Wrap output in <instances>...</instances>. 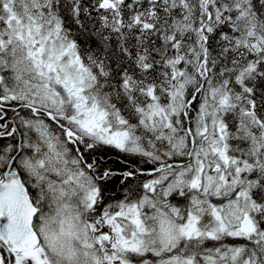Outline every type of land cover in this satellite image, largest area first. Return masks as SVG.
Listing matches in <instances>:
<instances>
[{
  "label": "snow or ice",
  "instance_id": "snow-or-ice-1",
  "mask_svg": "<svg viewBox=\"0 0 264 264\" xmlns=\"http://www.w3.org/2000/svg\"><path fill=\"white\" fill-rule=\"evenodd\" d=\"M0 264H264V0H0Z\"/></svg>",
  "mask_w": 264,
  "mask_h": 264
}]
</instances>
